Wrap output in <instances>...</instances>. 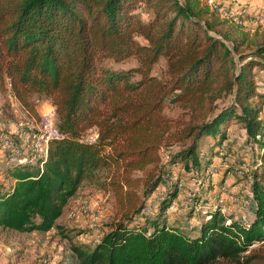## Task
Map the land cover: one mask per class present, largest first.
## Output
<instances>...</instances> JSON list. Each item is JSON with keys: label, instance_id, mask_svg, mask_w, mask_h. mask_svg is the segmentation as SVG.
Returning <instances> with one entry per match:
<instances>
[{"label": "trees", "instance_id": "1", "mask_svg": "<svg viewBox=\"0 0 264 264\" xmlns=\"http://www.w3.org/2000/svg\"><path fill=\"white\" fill-rule=\"evenodd\" d=\"M213 1L240 22L252 15L240 1ZM232 28L203 0H0V93L12 94L26 123L39 120L32 96L49 100L62 136L50 141L42 170L5 166L15 184L0 185V228L48 233L100 172L116 219L97 244L73 248V264H264V92L255 80L264 35L257 43L236 31L229 48ZM130 59L135 67H113ZM167 102L182 116L168 117ZM232 122L259 151L249 175L253 220L247 226L213 208L194 237L166 226L179 185L209 178ZM89 130L96 139H85ZM157 191L149 225L133 226Z\"/></svg>", "mask_w": 264, "mask_h": 264}, {"label": "rangeland", "instance_id": "2", "mask_svg": "<svg viewBox=\"0 0 264 264\" xmlns=\"http://www.w3.org/2000/svg\"><path fill=\"white\" fill-rule=\"evenodd\" d=\"M236 1H240L241 5L249 6L248 11L252 12V15L243 22L229 19L233 24L232 31L235 32L226 42L229 48L233 47L232 40L238 39L236 31L248 34L250 40H255L257 43L264 35V22L260 21L264 16V0H234ZM253 48L244 46L240 52L249 53ZM234 56L237 58L238 53ZM135 66L134 59L113 65L117 69H129ZM165 67V60L160 59L153 69V74L161 77ZM255 72L259 91L264 92V70L256 69ZM10 94L9 91L0 93L1 130H15L17 124H26L27 121L25 110ZM31 100L37 113L42 110V106L51 104L46 98L36 95L32 96ZM231 103L232 97H228L218 103V108L221 109ZM4 106H8L6 114L2 110ZM164 112L174 119L183 114L179 105L168 102L165 103ZM93 133L94 130L87 131L85 139H90ZM173 152L175 151L166 152L163 155V162L167 161L165 156ZM258 153L257 146L248 142L242 126L232 122L227 129L226 141L220 148L215 149L207 170L209 178L205 181L196 177L188 178L180 184L181 187L179 185L181 193L165 212L166 226L180 228L187 235L194 237L198 234V226L207 221L208 212L213 208L248 226L253 220L255 210L251 195L252 179L249 175L257 163ZM7 155L8 150L0 148V172L5 168ZM212 166H215V172L210 176L209 170ZM3 175L0 183L4 181ZM105 182V175L100 172L95 173L93 178L85 180L56 221L57 227L48 233H18L0 228V264H73V248L83 245L92 247L97 244V241L112 229L115 222V202L112 194L103 189ZM2 186L8 189L11 184H2ZM162 188L164 187L159 190ZM159 193L160 191H157L149 201L150 206L138 214L136 220L132 222L133 226L142 227L146 222L149 225L157 210L155 199ZM82 208H86L87 212L77 216L72 215L74 211Z\"/></svg>", "mask_w": 264, "mask_h": 264}, {"label": "built area", "instance_id": "3", "mask_svg": "<svg viewBox=\"0 0 264 264\" xmlns=\"http://www.w3.org/2000/svg\"><path fill=\"white\" fill-rule=\"evenodd\" d=\"M204 3L222 19H232L235 22L236 17L228 13L224 5H217L213 0H204ZM264 22V16L260 19ZM39 120L31 121L29 123H20L15 130H1L0 127V148L7 149V163L8 165H38L42 170L43 163L47 159L48 146L50 141L59 140L62 138L56 126L55 109L51 104L42 106V110L38 112ZM97 138V133L94 131L93 136L87 140H94ZM18 141V145L15 142ZM215 172V166L209 170L210 176ZM15 184V180L5 178L3 185ZM181 187V185H180ZM189 200H191L189 198ZM87 212L86 208L76 210L72 213L77 216L80 213ZM210 217H206L209 220ZM98 242V241H97Z\"/></svg>", "mask_w": 264, "mask_h": 264}, {"label": "crops", "instance_id": "4", "mask_svg": "<svg viewBox=\"0 0 264 264\" xmlns=\"http://www.w3.org/2000/svg\"><path fill=\"white\" fill-rule=\"evenodd\" d=\"M11 95V97H13L12 96V94H10ZM13 100H16L14 97H13ZM12 102V101H11ZM8 165V163L7 162H5V166H7ZM2 174H4V170H2L1 172H0V179H2ZM5 178H7V176L4 174L3 175V180L5 179ZM3 184V182L1 181V183H0V185H2ZM12 186H14V185H12ZM232 189H234V188H232Z\"/></svg>", "mask_w": 264, "mask_h": 264}]
</instances>
